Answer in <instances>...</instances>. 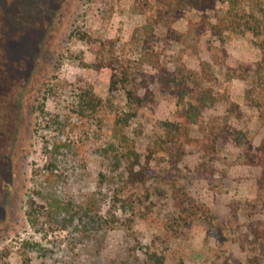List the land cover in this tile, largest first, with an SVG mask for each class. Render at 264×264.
I'll return each mask as SVG.
<instances>
[{"label": "rangeland", "instance_id": "rangeland-1", "mask_svg": "<svg viewBox=\"0 0 264 264\" xmlns=\"http://www.w3.org/2000/svg\"><path fill=\"white\" fill-rule=\"evenodd\" d=\"M111 2L112 11L90 0H0V249L7 248L11 264L27 259L29 264L49 263L54 258L59 264H115L134 231L148 240L161 238L168 264H251L231 214L237 206L242 224L250 216L264 229V208L251 210L263 193L258 179L264 167L245 164L241 147L232 142L208 153L196 142L216 119L226 117L225 102L204 110L191 127L190 140L180 143L184 154L175 178L149 181L150 196L145 198V187L126 185L122 160L119 166L115 162L119 152L113 148V122L125 107L124 94L109 89V66H90L95 44L72 31L83 25L95 39H115L118 58H129L134 70L141 67L149 75L161 64L169 69L180 62L196 70L208 68L217 78V89L239 105L240 115L228 116L227 123L264 148V0H215L213 8L188 10L173 20L175 34L163 26L158 29L160 44L153 43L148 52L143 37L136 40L135 29L151 11H132V0ZM209 22L221 34H214ZM248 81L255 87L253 100ZM85 82L102 103L81 120L73 103ZM45 93L46 118L39 111ZM174 109V97L158 87L154 102L138 109L125 131L141 155L161 133L162 122L174 120ZM128 195L136 200L132 221L118 207L117 224L101 227L95 240L83 237L75 243L73 226L58 223L35 231L27 213L30 199L43 212L54 197L74 207L93 205L105 216L117 199ZM178 197L224 217L225 239L208 234L199 213L177 225ZM25 241H38L56 252L45 258ZM61 246L67 249L64 254L57 249ZM257 255L252 264H264V250Z\"/></svg>", "mask_w": 264, "mask_h": 264}, {"label": "trees", "instance_id": "trees-1", "mask_svg": "<svg viewBox=\"0 0 264 264\" xmlns=\"http://www.w3.org/2000/svg\"><path fill=\"white\" fill-rule=\"evenodd\" d=\"M90 1L105 5L110 11L114 9L111 0ZM214 4L215 0H132V11L136 13L151 11L147 14L145 23L135 29V35H138L135 38L141 40V37H143V48L145 52H148L152 49L153 43L160 44L161 38L158 29L161 26L165 27L167 32L175 34L176 31L172 27L173 20L180 18L188 10L203 11L213 8ZM207 24L214 34H221V29L210 22ZM72 32L75 37L85 43L91 46L95 44L93 51L95 61L90 66L95 68L109 66L112 69L109 89L111 91L121 90L124 94L125 107L115 116L113 122L115 137L113 148L116 152H119L114 155L118 166L121 165L122 160L123 180L126 185H143L145 187V198H148L150 193L146 184L149 181L163 177L173 180L179 171V164L184 154V148L180 143L190 140L191 127L199 123L204 110L220 101H224L226 104V117L224 119L219 118L222 119L220 121L216 119L210 126V131L205 133L203 139H198L196 142H200L207 153L210 150H216L219 145L232 142L241 147L239 156L245 164H257L264 167V148L254 146L245 132L227 123L228 116L240 115L239 105L231 100L227 93L217 89V78L208 68L201 66L200 70H196L180 62L174 69H169L161 64L157 65L158 70L156 73L149 75L142 71L141 67L134 70L129 58L123 60L118 58L115 39H95L88 29L83 28V25L76 26ZM84 64L88 65V63ZM250 82L247 91L249 98L253 100L251 93L255 91V87ZM156 87L174 97V120H164L162 122L161 133L148 143L147 153L141 155L136 150L125 128L136 116L138 109L154 102ZM46 94L43 95L39 106V111L44 118L48 114L44 109V100L48 97ZM101 103L102 99L94 91L92 85L85 82L79 87L76 103H73V110L79 119L87 120L98 110ZM159 157L162 159L160 162L158 161ZM258 182L259 187L263 189V193H261L259 200L251 205V210L258 206L264 208V174L261 173ZM179 194L180 192L177 191L176 196H180ZM135 204L134 196L128 195L122 199L119 198L114 202L112 208H109L110 215L103 216L99 215L98 211L95 212L93 205L74 207L68 205V203L62 204L61 200L53 197L48 201L49 207L47 210H43L47 213L46 218L43 217L45 215L42 212L43 206L35 203L33 199L29 200L27 213L34 230L38 232H45L47 228L57 223L64 226H73L75 229L74 242L76 243L78 242L76 240L83 241V237L95 240L101 227L115 226L119 221L116 211L118 207H122L124 211L129 213L128 218L131 222V216L135 215L136 212ZM177 204V213H179L176 218L177 225H180V220L186 221L190 215L199 213L201 222L206 227L208 234L220 240L225 239V223L227 220L224 217L216 215L203 204L191 203V205L180 197H178ZM233 209L232 219L237 220L238 227L234 231L238 232L239 230L242 234V245L244 250L247 251V259L251 264L255 263L258 260L257 252L264 250V229L259 226L258 221L250 216L247 222L242 224L237 214V206ZM75 219L78 220L75 221ZM157 238L148 240L143 234L132 231L129 234V243L125 255L118 259L115 264H168L167 254L165 253L166 248L163 246L161 238ZM25 245L36 248L38 253L45 258L52 257V254L56 252L52 247L43 246L38 241H25ZM57 249L61 251V254H64L67 250L62 246ZM7 254L6 247L0 249V264H11L7 259ZM57 262L54 258L49 263L43 261L40 264L62 263L60 259ZM237 262L239 263V261ZM22 264H29V259ZM227 264L230 263L227 261Z\"/></svg>", "mask_w": 264, "mask_h": 264}]
</instances>
